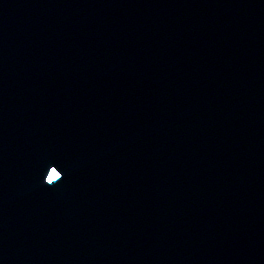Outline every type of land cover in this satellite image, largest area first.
Returning a JSON list of instances; mask_svg holds the SVG:
<instances>
[{
    "label": "water",
    "instance_id": "95a60500",
    "mask_svg": "<svg viewBox=\"0 0 264 264\" xmlns=\"http://www.w3.org/2000/svg\"><path fill=\"white\" fill-rule=\"evenodd\" d=\"M0 264H264V0H0Z\"/></svg>",
    "mask_w": 264,
    "mask_h": 264
},
{
    "label": "snow or ice",
    "instance_id": "6c2138e0",
    "mask_svg": "<svg viewBox=\"0 0 264 264\" xmlns=\"http://www.w3.org/2000/svg\"><path fill=\"white\" fill-rule=\"evenodd\" d=\"M58 176L61 177V172L57 171V169H53L52 179H56Z\"/></svg>",
    "mask_w": 264,
    "mask_h": 264
}]
</instances>
